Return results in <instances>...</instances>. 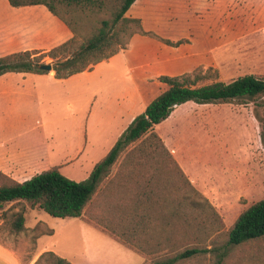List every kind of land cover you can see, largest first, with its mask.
Returning a JSON list of instances; mask_svg holds the SVG:
<instances>
[{"label": "rangeland", "instance_id": "rangeland-1", "mask_svg": "<svg viewBox=\"0 0 264 264\" xmlns=\"http://www.w3.org/2000/svg\"><path fill=\"white\" fill-rule=\"evenodd\" d=\"M5 8L29 12L32 7L19 9L0 0L1 12ZM39 8L36 12L44 15L31 20L32 42L41 46L36 50L42 53L72 33L46 7ZM132 10L127 16L140 18L146 34L134 35L123 53L100 61L90 75L76 76L67 90L84 91L95 85L102 94L129 92L135 81L140 85V76L146 106L165 89L161 75L188 73L193 79L198 74L197 84L227 82L245 74L264 78V0H137ZM41 27L45 33L39 31ZM89 28L87 23L83 31ZM76 40L80 42L79 36ZM54 61L48 56L41 60L51 65ZM172 112L158 135L184 157L188 174L223 221L222 231L208 240V251L173 264H264V238L229 244L225 233L242 210L264 198V96L243 102H186ZM88 164L67 167L61 173L80 181L87 177ZM24 204L25 229L10 235L0 219V241L18 249L26 259L29 250L34 254L44 247L73 264L151 261L94 224L88 206L81 216L71 218L54 217ZM14 210L11 204L3 207L6 212ZM158 254L169 258L174 251L166 247Z\"/></svg>", "mask_w": 264, "mask_h": 264}, {"label": "trees", "instance_id": "trees-1", "mask_svg": "<svg viewBox=\"0 0 264 264\" xmlns=\"http://www.w3.org/2000/svg\"><path fill=\"white\" fill-rule=\"evenodd\" d=\"M7 1L13 7L44 5L68 27L72 37L46 52L32 49L0 56V75L45 73L41 60L48 56L55 60V78L64 79L126 48L134 34H146L139 18L125 15L135 0ZM87 23L90 28L83 31ZM198 79V74L193 79L188 73L161 75L159 81L165 89L132 119L83 180L66 177L57 166L24 181L0 171L1 225H6L10 235L25 229L24 201L54 217L77 218L88 206L94 224L151 258L145 264H173L208 251L205 246L210 237L222 231V218L178 165L155 125L186 102H243L262 97L264 78L245 74L227 82L197 84ZM6 204L16 210L3 211ZM225 233L229 244L264 238V198L242 210ZM166 247L174 251L173 256L158 254ZM35 264L73 263L45 250Z\"/></svg>", "mask_w": 264, "mask_h": 264}, {"label": "crops", "instance_id": "crops-1", "mask_svg": "<svg viewBox=\"0 0 264 264\" xmlns=\"http://www.w3.org/2000/svg\"><path fill=\"white\" fill-rule=\"evenodd\" d=\"M136 1L126 11V16L133 11ZM38 6L44 5L15 7H32L29 12H15L11 8H5L4 12L0 10V56L40 49L41 46L33 45L31 27L33 16L41 18L44 15V12H36L40 9ZM39 31L45 33L43 27ZM124 49L116 54L123 53ZM97 64L64 79L55 78L53 70L0 75L1 172L17 181H24L53 166L61 172L64 168L89 162L86 171L89 175L95 163L106 155L132 119L145 108L140 76V85L135 81L133 90L129 92L113 90L102 94L100 86L95 85L88 86L84 91L66 89L69 83L73 86L76 76L90 75ZM81 96L85 97L81 99ZM172 114L155 125L158 134V129ZM165 146L200 191L188 174L184 157L174 145ZM43 249L34 250V254L29 250L26 259L18 249L0 241V264H35L45 251Z\"/></svg>", "mask_w": 264, "mask_h": 264}, {"label": "water", "instance_id": "water-1", "mask_svg": "<svg viewBox=\"0 0 264 264\" xmlns=\"http://www.w3.org/2000/svg\"><path fill=\"white\" fill-rule=\"evenodd\" d=\"M41 68L46 70V71H50V70H52V65L51 64H43V65H41Z\"/></svg>", "mask_w": 264, "mask_h": 264}]
</instances>
